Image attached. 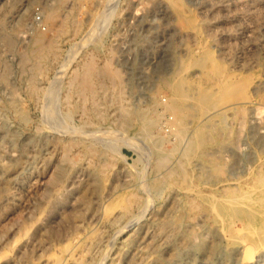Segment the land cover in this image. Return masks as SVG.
Instances as JSON below:
<instances>
[{"label":"rangeland","instance_id":"1","mask_svg":"<svg viewBox=\"0 0 264 264\" xmlns=\"http://www.w3.org/2000/svg\"><path fill=\"white\" fill-rule=\"evenodd\" d=\"M263 14L0 0V264H264Z\"/></svg>","mask_w":264,"mask_h":264},{"label":"bare ground","instance_id":"2","mask_svg":"<svg viewBox=\"0 0 264 264\" xmlns=\"http://www.w3.org/2000/svg\"><path fill=\"white\" fill-rule=\"evenodd\" d=\"M224 1V0H223ZM262 1V5H264V0H261ZM222 2V1H221ZM215 4V3H214ZM226 4V3H225ZM259 5V4H258ZM240 6V5H239ZM242 6V5H241ZM240 6V7H241ZM244 7V6H243ZM243 9V8H242ZM230 12V11H229ZM232 12V11H231ZM261 12V11H260ZM52 13H53V11L51 12H49V13H46V19L48 20V18L52 15ZM227 13V12H226ZM232 13H234V12H232ZM256 13H258V12H256ZM107 14V13H106ZM105 14V15H106ZM102 17H103V15H102ZM101 17V18H102ZM232 17V16H231ZM51 18V17H50ZM104 18V17H103ZM106 18H107V16H106ZM247 18V17H246ZM243 19H245V18H243ZM46 20V21H47ZM249 20V19H248ZM260 20V19H259ZM238 21V20H237ZM243 21V20H242ZM246 21H247V19H246ZM102 22V21H101ZM235 26H237V25H235ZM257 28V33H255L256 35L255 36H258V38H260L261 39V37L263 36V33H264V14H263V16L261 17V20H260V23H259V26L257 25V27H255V25H254V23L252 24V23H247L245 26H244V32L247 34L248 32H254L255 31V29ZM238 29V28H237ZM238 31V30H237ZM244 33V34H245ZM35 34V33H34ZM95 34H97V32L95 33ZM36 35V34H35ZM40 35V34H39ZM248 35H251V33H249ZM247 36V35H246ZM245 36V37H246ZM34 38V37H33ZM41 39H42V37H41ZM241 39V38H240ZM243 39V38H242ZM35 41V40H34ZM38 41H39V39H38ZM242 41V40H241ZM36 43V42H35ZM38 43V42H37ZM244 45V44H243ZM253 46V45H252ZM249 47V46H248ZM33 51V50H32ZM237 65V64H236ZM87 67V66H86ZM86 70H87V68H86ZM88 70H91L92 71V67H89L88 68ZM84 73H85V71H84ZM89 73V72H88ZM86 74V73H85ZM230 76V75H229ZM224 77V76H223ZM76 79V78H75ZM73 80V79H72ZM84 80V79H83ZM52 95V94H51ZM54 95V94H53ZM55 96H56V94H55ZM55 96H52V97H55ZM52 97H49V98H52ZM195 99V98H194ZM52 100V99H51ZM56 100H57V98H56ZM56 102V101H55ZM51 103V102H50ZM49 103V104H50ZM52 103H53V100H52ZM51 103V104H52ZM48 104V103H47ZM55 104V103H54ZM213 104V103H212ZM53 105V104H52ZM189 105V104H188ZM49 106H51V105H49ZM55 106V105H54ZM58 106V105H57ZM217 107V106H216ZM50 108V107H49ZM167 109H170V110H172L173 112H175L176 113V119H175V122H173L172 123V125H171V127H172V129H171V131L173 130V134H174V136L176 137V139H181L182 137H183V135H184V133H185V123H184V118H185V109H184V107L181 105V103H179V102H177V101H173L172 100V103L167 107ZM51 113H53V112H51ZM60 114V113H59ZM51 118V117H50ZM49 118V119H50ZM63 118V117H62ZM54 119H55V117H54ZM53 119V120H54ZM57 120V119H56ZM65 120V119H64ZM58 121V120H57ZM153 121V123L154 122H156V121H158V119H157V117L155 118V119H153L152 120ZM50 122V121H49ZM60 123H61V121H60ZM52 124V123H51ZM174 137V138H175ZM173 140V139H172ZM160 141V140H159ZM180 142V141H179ZM187 142H189V141H187ZM210 170V169H209ZM7 180V179H6ZM4 183V182H3ZM205 183V182H204ZM250 183V182H249ZM250 186V185H249ZM241 209V208H240ZM228 220V219H227ZM211 221V220H210ZM236 222V221H235ZM242 223V222H241ZM242 226V225H241ZM236 228V227H235ZM238 228V227H237ZM241 228V227H240ZM216 229V228H215ZM223 230V229H222ZM236 230H238V229H236ZM239 230H241V229H239ZM218 231V230H217ZM247 231V230H246ZM215 232V231H214ZM224 234V233H223ZM206 235H209V234H206ZM228 235V234H227ZM215 236V238H216V236L217 235H214ZM223 236H225V235H223ZM218 237V236H217ZM228 237V236H227ZM92 238V237H91ZM142 238V237H141ZM140 240V239H139ZM89 241V240H88ZM146 241V240H145ZM226 241V240H225ZM87 242V241H86ZM250 246V245H249ZM246 247H248V246H246ZM246 247H244V249L246 248ZM251 247V246H250ZM253 248V247H252ZM81 249V248H80ZM241 249H242V247H241ZM247 249V248H246ZM57 250H59V249H57ZM253 250V249H252ZM135 251V250H134ZM223 251V250H222ZM58 252V251H57ZM211 251H209V253H210ZM247 253V252H246ZM249 253H251V251H249ZM133 254V253H132ZM211 254V253H210ZM212 254H213V251H212ZM84 255V254H83ZM207 255V254H206ZM248 255L249 254H247V257H248ZM252 255H253V253H252ZM67 256V255H66ZM210 256H212V255H210ZM243 256H244V254H243ZM251 256V255H250ZM249 256V257H250ZM205 257V256H204ZM238 257V256H237ZM236 257V258H237ZM262 257V256H261ZM205 258H207V257H205ZM246 258V257H245ZM251 259H252V256H251ZM205 260V259H204ZM247 260H250V258L248 259L247 258ZM191 261V260H190ZM238 261V260H237ZM236 260H235V262H237ZM241 261V260H240ZM130 262V261H129ZM193 262V260L191 261V263ZM79 263V262H78ZM184 264V263H183ZM237 264H239V262H237Z\"/></svg>","mask_w":264,"mask_h":264}]
</instances>
